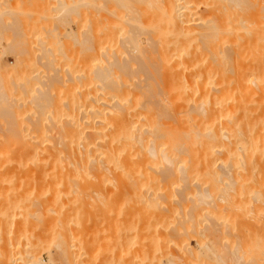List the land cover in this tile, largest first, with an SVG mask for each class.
<instances>
[{"label":"bare ground","instance_id":"6f19581e","mask_svg":"<svg viewBox=\"0 0 264 264\" xmlns=\"http://www.w3.org/2000/svg\"><path fill=\"white\" fill-rule=\"evenodd\" d=\"M6 1L7 0H5V2ZM20 1L21 0H17V3L19 2L18 4H20ZM22 1H21L22 5L26 1H28L27 3L30 2V4L24 3L25 4L24 9L26 5L32 6V8L29 7L28 9H30L29 11L35 13L36 10L38 13L40 12L48 13L50 12L49 9H51V11L57 14L56 16H60V18L62 16H65L66 18L67 16L65 14L68 15L70 13H72L70 15L75 14L76 16H78L77 18H75L76 20L74 23L76 26L75 30H77V32L75 31V33H78V35L81 34L82 39L80 38L78 41V36L76 34L74 36L75 37L77 36L75 38V41L77 39L78 43L76 42V44L83 46L85 48V52H86L85 69L82 73L80 72L82 75L77 71L76 73L72 71L68 72L70 74L69 79L70 80L73 79V81L75 80L72 83L75 82L76 83L73 84L74 86L73 90L75 94L72 93L73 97H71L72 98L71 101L69 99L66 100L67 101L66 106L68 109L71 110L72 102L75 101V103H77L82 99L83 100L82 104L84 106V113H86L88 116H86L87 118L86 126H84V128L81 131L79 132L74 131L75 133L70 132L74 134V137H76V139L74 140V138L71 137L72 134H70L69 136L71 138H68V140L70 139L69 142L67 141L68 145H65V141H62V143L57 146L59 148L46 149L39 146L29 145L31 144L30 142H24L22 137L19 136L18 132L20 131L16 132L18 133L17 134L18 136L15 135V132H11L10 134H12L13 142L19 140L18 147L15 148L14 146V148H12L13 150L12 149L10 150L8 147L13 146L14 143L10 144L12 140L9 142L7 141L10 145L7 143L8 146L4 145L5 147L1 146L0 148H3L4 150H7L6 148H8L9 151L8 150L4 151L3 149L2 151H0V162L1 163L4 162L10 165L13 163H18L17 166L20 163L23 166V167L21 166L23 169H26V167L29 166L30 168H32V170L29 167L27 168V170L30 172L29 177L32 179L33 177L38 176L35 174H39V177H35L39 179V180L37 179V181L41 180L40 173L38 172H43L45 167L48 168L46 170L47 172L45 175L41 174L43 175L42 178L43 180L49 175H52L51 172L54 171L55 172L54 177H56L55 175L58 176V174H56L57 172L61 176V178L60 176H58L60 179H62L63 177L64 181L65 179L66 181H68V182L65 181V183L66 185L68 183L67 186H69L70 188L67 187L66 191L64 190L65 184L63 183L62 180L61 181L58 180L60 181V183L62 182L60 185H57L59 183L54 181L55 183H57L55 184V186L57 185L58 187L53 186L52 189L57 188L56 190H59L58 195L60 190L62 191V193L63 192L64 193L63 194L60 193L62 198H60L61 196L54 195L53 202H51L52 201L51 199L53 197L51 196L52 197L51 198L50 194L52 195V193L55 191L51 190L50 188L48 190H51L53 192L50 191L46 192L47 195H45L46 194L44 192L46 191L44 189L45 186L43 187L41 185L42 188L44 189V191L42 192L45 194L42 198H39L41 197L42 192L39 194L38 197L37 195L38 193L36 190V195L34 196L33 194L34 196L33 201L34 200L36 201V197L37 200L39 201L40 199L41 200L44 198L46 199V197L48 196L46 200L48 203L46 202L45 204L43 200L42 201L40 200L41 202L40 208L49 206L50 202L51 205L52 203H54L53 205L56 206L59 200L61 203L62 202L61 200L65 199L64 197H67L68 199V200L66 199L67 201L70 200V198L68 197H72V201L71 202L69 201L70 203H72L73 200L76 199V204H77L78 201L82 200V199L79 200L80 198L85 197L86 200V197L88 196L87 198L89 201L94 200L95 202L97 203L99 202L100 204L101 201H99L98 199L95 200L97 196V198L100 197V200L102 198L101 203H103V201L105 200L104 197L101 195L103 194L102 190L104 187L103 185L104 182L102 184L103 186L101 187V184L98 182V180L103 181L102 178H104L105 183L106 182L109 183V186H112L113 188V190L112 188H107L111 190V191L109 190V192L107 191L108 192L107 194L110 195V198H112L114 202H117L118 205H121L125 209H127V210L123 209V212L125 213V216L127 215V217L117 218L116 222L119 224L118 226L122 228V226L125 227L127 225L126 227H128V225H131L133 227V223L134 225L136 223L135 219L136 221L137 219H143L141 223H139L140 220L137 221L139 224H142L141 225L142 227L139 224L138 225L141 228L144 227L143 228V230L145 229L144 231L147 232L148 230V233L146 234L149 235L147 237V241L150 239L151 244L150 245L148 244V246L146 245L144 246L141 245L140 243L141 247H139V249L138 248L136 249L138 250L136 251L138 254L136 253L135 254L136 257L135 256L133 257H135L136 259L138 258L137 255L140 256L138 259H140L141 257H145V258L147 257L149 258V262H148L149 264H171L175 259L178 261H182V264H204L200 257L202 253H199V250H196L195 247H194L195 250L191 248L195 252H193V250L189 248L188 238L191 235H194L195 238L199 237V239L197 238L196 239L201 241L200 244H202V242L205 239H210V240H206L209 242L213 239L214 230L216 227L215 225L218 219L216 221L213 218L214 213L212 214L211 210L209 209L212 208V205L214 207L216 202L215 200L217 198H220L219 195L218 197H216L217 192L216 194L214 193L215 191H218V189H220L216 185H218L219 182L221 183V179L223 178L228 179L233 177V171L234 170L236 171L237 169L239 170L240 168L241 169L239 171L244 172L243 170H245V174L246 172L248 173L247 176L251 173L254 174L256 171L264 172V0H70L71 4H68L69 2L67 3L65 0H58V1L56 0L58 4L56 3L55 7H51L49 9H48V3L47 4L42 3L40 0H25L23 2ZM70 5L72 6L67 7ZM78 8H81L82 10L80 9L81 11L80 12L78 11V13H76ZM28 9H26L25 11H27ZM29 11L27 14H29ZM79 13L80 16L78 15ZM81 19L82 22L80 21ZM14 21L16 23L17 20ZM32 21L33 19H31V21L29 22L32 23ZM60 21L63 22V19ZM71 21L73 22L74 20ZM65 22L67 21L65 20ZM13 23H12V27L13 26L15 27V23L14 25ZM20 23L21 25H23L22 21ZM23 23L26 24L25 21ZM31 23H30V27H33V23L32 26ZM19 25L20 24H18V26ZM5 26L8 27V24ZM25 26H27L26 28L29 29L28 28L29 25H25ZM81 26H83V28H81ZM39 27L36 28L38 29ZM15 28L18 27L16 26ZM23 28L24 27L20 29ZM36 28L35 30L34 29L33 30L37 31ZM54 28L57 30L56 27ZM29 31L31 32V28ZM45 31L47 30L45 29ZM55 37L57 38V36ZM54 38H52V40H54ZM43 47L44 46H42L41 49L43 50L44 48L46 49V47L44 48ZM23 58L25 57H22L21 59L19 58L18 60L20 61L18 62L19 63L22 62L23 66L21 65V68L22 67L24 68L21 69L19 64L18 65L19 67L16 70H12L11 68L8 69L9 72L7 73L8 71L7 70L5 72V74L7 73L6 75L3 73L2 70L1 72L3 73V77L2 78L0 77L1 81H3L2 79H5L7 75L10 76L9 73H11V76L13 75V77L14 76L18 77V80L17 79L15 80L19 82L20 80L19 78L22 77L19 75L20 74L19 68L21 71L22 70L27 71L29 69L27 62L28 60L26 58L22 60ZM77 73L82 77L77 75ZM13 77L11 78L14 79L15 77L14 78ZM80 78L83 79L82 82H80ZM12 79H11V83L13 82ZM67 82H69V80ZM2 86L7 87L8 85L7 86L2 85ZM2 86H0V102H2L3 104V101H5L4 103H7L8 99L4 97L6 95H2L3 92L1 91V89L2 90L6 89L3 88ZM22 87L23 88H21V90H23L25 94L30 91L29 89H31L29 88L30 86L27 85H24ZM44 89L43 90L42 89L40 90V88L37 89L38 91H40V93L37 91L39 96L38 99L36 98L37 99V101L35 102L36 106L33 105L36 108H42L45 106L46 102L50 101L49 100L50 98H48V94L50 93H48V90H46L47 88L45 90ZM79 89L81 93H78L80 91L76 92ZM141 94H142V98H141L142 102L139 103V106L140 108H145V113H143L140 110H135L136 102L138 101ZM5 98L7 99V101ZM5 107L0 108L1 109L0 115L2 116V114H5L6 111H7L6 114L11 115L12 112L10 113L8 108ZM13 107L14 106H12V108ZM62 110L63 111L61 112L60 109V114L64 113V111H66L67 113L70 112L67 109L66 110L62 109ZM11 116H10V120H12ZM57 118H59V116ZM71 118H72L71 120H74L73 117ZM7 119L8 118H6V121ZM172 123L182 124L179 126L178 131L176 133H171L169 131V126ZM15 125L16 124L14 123L13 126ZM80 128L81 127L79 126L78 130ZM134 128L136 130L133 132L132 130ZM85 129L86 132L84 131ZM13 134L15 135L14 138L16 137L18 138V139L16 138L15 141L13 138ZM169 135L171 136L172 142L167 139ZM8 137L11 138L10 135H8L6 138ZM174 137L175 139H173ZM39 139L40 141L43 140L42 137H40ZM71 139H73L74 142ZM76 140H78V142L75 143ZM16 144L17 142L15 143V145ZM248 150H252L251 154L253 155L254 153H256V151H258L259 154L261 152V154L257 155L256 153L255 156L257 155V158L255 157L254 160H249L248 162L246 161L247 159H249L246 156L248 155L246 154ZM253 151L255 152L253 153ZM217 154L219 155L221 154L222 156L220 157H222V159L219 156L216 157ZM251 154H249L248 156H251ZM217 161L218 163L221 162L222 164L218 165ZM5 166L6 165L4 164V169H6ZM7 166L9 167V165ZM0 167L2 166L0 165ZM13 167H15V165H13ZM18 167L20 168V166ZM235 167L237 168L235 169ZM33 168H34V172H33ZM51 168L53 169L52 171ZM0 169L1 171L3 170V168ZM9 169L10 168L7 169L8 172ZM10 171L12 170L10 169ZM16 171H18L19 173V171L22 172V169L21 170L18 169ZM29 172L26 173L25 175L29 174ZM3 173L4 172H2V174ZM20 173L18 175L19 176L21 175L20 177H22L23 172L21 174ZM107 174H110L111 177ZM8 176H6V178ZM122 176H125L127 178L121 179ZM249 176L248 178H251V175ZM245 177L243 176V179ZM76 179H78V181H76ZM233 179L235 178L233 177ZM35 180L36 179H34V181ZM43 180H41L40 183H42ZM47 180L50 181L49 177L44 181L46 182V184L48 183L50 184V182L49 181L47 182ZM200 180H202L203 184H206L207 186L203 187L202 185H200ZM238 180H242V179H238ZM44 181L43 183H45ZM93 181H96L97 183H94ZM235 181L236 180H234V182ZM70 182L71 185L73 184L72 186L76 184L75 185L76 187H74V189L69 184ZM78 182H82L83 184L79 187ZM38 183L39 182H37L36 184L39 186L40 183L39 184ZM146 183L151 185V188L147 193L144 191L141 192L137 190L141 185H144ZM62 184L63 186L61 187ZM230 184H233V182ZM175 186H176L175 188L176 194H174L175 195L174 199L171 201L166 200L165 194L168 191V188L169 187L172 188ZM59 187L62 189H59ZM240 187H243V185L242 186L240 185ZM233 188H235L234 185ZM107 189L104 188L105 191ZM255 190H253V192ZM38 192H40V189L38 190ZM90 193H95V197H94L95 199H92ZM237 193L239 195L241 192L237 191ZM224 194L226 195V192ZM241 194L239 196H243ZM257 194L259 193H256V195ZM9 195L7 194L8 197ZM31 196L32 194L30 195V197ZM243 197H245V195ZM187 200H190V204L187 206L189 209L184 210L183 205ZM258 200H260V201L256 200V203L258 202L259 204L260 202L259 204L260 207L258 208V210L261 211L260 214L262 218H264V194H263V199L262 200L258 199ZM35 201L34 203L37 202ZM242 201L245 202V200ZM83 202L86 203L87 201L85 202L83 200ZM34 203L33 205H35V208H37L36 204ZM42 203L44 204L43 206ZM63 203H65V205ZM235 203L238 204V202ZM39 204L40 203L37 202L38 207ZM66 204L68 205V202H64L63 200L61 207L62 209L60 208L61 205L58 206L60 212L57 211L56 213V211L54 210L55 207H52L53 205L49 206V211H48L49 213H52L50 214V218L55 212L56 215H54V219L51 218L52 220L55 221V223L56 221L58 222V220H55L57 218L56 216H59L60 222H58L59 226L57 223L58 229L55 228L56 230H58V232L56 231L57 233H55L56 234L55 236L58 239L56 241H59L60 244L59 249L56 248L59 250L60 253L59 255L62 256V257L60 256L62 258V259L60 258V260L64 261L66 258L65 261H67V264H92L94 261L92 262L91 260L94 259L93 255L95 253L91 252L93 255L90 256L88 255L87 253L88 243L86 242L87 243L86 244L85 242H83V238L85 234H79V233L75 234V235L79 234L78 237H76L78 238L76 240L77 243L74 246L72 245L70 246L69 244L71 243L69 242L68 244V241L71 240H69V237H66L67 230L65 231V228H68V225L66 227H62L61 225V227L64 230H62V228L60 227V224L68 223V222H64V220L66 219L69 220L67 217L69 216V212H71L72 210H76V206H74L75 209H72L71 211L67 210L69 212L65 210V213L67 212L66 213L67 216L65 214H64L65 216H63L61 213H64L63 212L65 208L64 206H67ZM99 204L97 206H99ZM128 204L130 206L126 208ZM239 204L242 207L245 206L242 205L241 203ZM7 205L9 204L7 203ZM72 205L74 204H69L67 208L71 209ZM78 205L83 206L82 204L80 205V203ZM78 205H77V209H81L80 207L78 208ZM30 206L31 208L34 207L32 206V204ZM88 206L91 207V204L89 203V205L83 206L87 208L88 213H86L87 211L84 212L86 208L85 209L83 208L84 210L83 209L82 210H83V215L87 214L90 220L91 218L90 213L92 211L89 213L90 208H88ZM101 206L102 205L100 204L99 207ZM240 206L237 207L238 208L237 210L241 208ZM250 206L253 207L251 204ZM16 207L14 209L18 208ZM118 207L119 206H117V208ZM35 208L33 210H36V212L37 209L39 211L43 210V208L41 210L40 208L37 209ZM51 208H53V210ZM95 208L96 210L102 211L100 210V208L99 209L97 207ZM46 209L48 210V207H46L44 210L46 211ZM147 209L148 211L152 209V211L146 213L145 215L144 212L145 210L147 211ZM243 209H240V211H242ZM20 210L22 211V209ZM24 210L26 212L25 213L26 215L20 212L22 217L23 216L28 217V215L33 212V210L31 212L30 209L29 210L30 212L28 213V208L26 211L25 206H24ZM117 212L119 215L120 212L123 213L122 210ZM253 212L255 213L256 211ZM44 213L46 214L47 212L42 211L41 213L39 212L35 213L34 211V214L36 215H34L33 213L32 214L33 216H37V217L41 216L42 218H44L45 217ZM72 213L74 214V212H71V216L72 218H74ZM98 213L99 216H101L100 212ZM5 215L7 216V214ZM79 215L77 216L79 217ZM141 215L142 217H140ZM143 215H145L146 217L144 218ZM228 215L229 213L227 214V217H229ZM6 216H4L3 214L2 216L3 219L0 218L1 220L0 226H3L2 222L4 220V217ZM9 216L10 215H8L7 217ZM135 216L137 218H135ZM11 217L13 216L11 215ZM41 217L37 219L38 220L40 219L41 221L42 219ZM47 217L49 216H46V218ZM78 217L77 219L80 218ZM24 218L25 217H23V221H19V222L23 223L25 221ZM62 219H64L63 223H61ZM75 219L76 218H74V220ZM103 219H105V217ZM169 219H172L173 221L172 223L175 225L176 223H174V220L176 219L175 222L178 223L177 225H179L182 231L181 230L179 231V229L178 230L176 229L177 231H175V228L173 226L172 227L174 229H169L170 228L169 225H172L169 222ZM45 220L46 219H44L43 222L42 219L41 222H43L44 224L46 223ZM89 220L87 222H89ZM99 220L100 219H98V222H101V220L100 221ZM260 220L262 221L264 219L260 218ZM16 222L17 221H15L14 223ZM12 223L10 225H12ZM25 223L27 224L26 221L24 222V224ZM78 223L81 224L79 225ZM78 223L77 224L79 226L81 225L84 226L82 222L78 221ZM165 223L166 225L168 224V226L164 225ZM202 223L204 224L202 225ZM9 224L8 225L5 224V225L9 228L10 227ZM18 224L21 226L20 223ZM34 224H36L35 226H37V224L39 225V221L38 222L35 221ZM258 224L257 226H259ZM241 225L243 224L241 223ZM15 226L17 227V224ZM20 226L18 229L13 225V227L17 229L16 231H19L21 229ZM201 226L204 227L202 228ZM23 227L26 226L23 225ZM167 227H169L168 228L169 230L167 229ZM4 228L3 230H5ZM14 228L13 229L11 228V231L8 229L6 233L3 232L4 236L2 235V233L0 234V264H14L15 260H20V257L23 256V255L21 256L19 255L20 257L19 256L18 258L16 257L17 259L14 258L16 255L13 253V250H16V248H20L19 244L21 243V242L19 244L18 242L15 243L16 232ZM43 228H45V226ZM82 228L83 227L81 226L80 229ZM36 230H32V231L34 232ZM40 231H42V229ZM178 231L180 232L179 234L182 233V241L180 239V235L178 236ZM23 232L24 230H21V232L19 231L18 235H23ZM83 232L85 233V231ZM141 232L143 233V231ZM170 232L172 234L175 233L173 234V236L174 237L177 236V238L179 237L180 239V241L178 239L176 240H178V243H180L178 246L179 249H182L181 250L182 257L181 256L179 257L173 252L174 248L173 250L169 249L162 255L160 254L161 256L158 255L159 257L156 256L157 254L155 251H157L158 249L157 250L155 249L158 246L164 244L166 248L169 244L173 243L172 239L175 238L170 237L171 235ZM225 235L228 236L231 234L228 235L225 234ZM127 236H128L127 233H124V235L118 234L117 236L118 238L115 237L114 238L117 239L116 242L120 243L121 245L123 244H126V246L133 245L134 239H132L133 241L131 242L130 240L131 238L127 239ZM245 237L242 236V238L246 240ZM251 237L249 238L248 236L249 239H247V242H249L248 240L252 239L251 244H253L254 236L253 238ZM76 238L74 237L72 238V240H75ZM236 239L238 240V238ZM25 241H27V239ZM76 241H74V243ZM206 241L205 243H207ZM215 241H214V245H215ZM247 242L245 241L246 244ZM110 245L111 244H109V247ZM229 245L227 243V247H225L227 249L226 252L224 251L225 248H223L224 254H222L223 252L219 251V253L222 254L221 256L225 258V259L222 258L224 259L225 263L228 261L229 262L235 261L236 264H240V263L245 264V262L244 263L240 262L241 255L238 256L237 254L236 256L235 255L236 253L232 251L234 247H237V244H235V246L231 250H230L231 245L230 246ZM178 246L175 245V247H177L176 249H178ZM114 247L117 246L113 245L112 247L113 251L115 250ZM240 247H237L236 249ZM71 248H73L74 251L69 250ZM165 248H163L164 251ZM246 248H249V246ZM98 249L101 250L100 247ZM206 249L208 250L207 247ZM251 249L252 248L248 249V253H250L249 251ZM96 251L97 249L95 250V252ZM102 251L103 249L101 250V252ZM207 252L211 256H213L215 261H219L218 259L220 258L218 257L219 256L218 254H215L211 250ZM207 252L206 253L204 252L206 256L208 254ZM106 253H108V251ZM127 253H129V251ZM194 253L197 255L199 253V255L195 256ZM113 254H115V252ZM24 255L25 258L26 255L27 257H29V261L30 259L33 258V261L32 260H31L32 262L30 261L32 264H43L40 259L38 258L35 259V257H32L33 254L32 256L30 254L31 257L29 256L28 252ZM23 257L21 259H24ZM113 257L115 256L113 255ZM242 257L244 256L242 255ZM88 258L89 259L91 258V260L89 261ZM112 259L114 258L111 257V260ZM115 260L116 259H114V261ZM134 260L132 261L135 262L136 260L135 261ZM205 260H207V258L204 259V262ZM26 261H28V259ZM26 261L24 262L23 260L22 264H25ZM132 261L131 262L129 261V263L124 262V264L137 263V262L132 263ZM207 261L205 262V264L207 263ZM110 262L112 263V261ZM142 262L140 261V264ZM209 263L212 264L213 261L212 262L209 261L208 264ZM50 264L52 263L50 262Z\"/></svg>","mask_w":264,"mask_h":264},{"label":"rangeland","instance_id":"374dc122","mask_svg":"<svg viewBox=\"0 0 264 264\" xmlns=\"http://www.w3.org/2000/svg\"><path fill=\"white\" fill-rule=\"evenodd\" d=\"M16 1V2H15ZM22 1V0H21ZM21 1H20V4H18L17 3V0H7L6 2H5V0L3 1V0H0V20H1V22H0V75H1V71L3 70V73L5 74V72L8 70V69H12V70H16V69H18V65L20 64V68H21V65L23 66V64H22V62L21 63H19L18 61H20V60H18L19 58L21 59L22 57H25L28 61V66H29V69L26 71L25 69V71H21L20 70V68H19V71H20V76H22V77H20L19 79V82L17 81L18 80V77H13V75L11 76V73H9L10 74V76L11 77H13L14 79H12L9 75H7L6 76V78H5V76H4V78L5 79H2L3 81H1V79H0V83H1V85L0 86H2V85H8L7 87H5V86H2L3 88H6V89H1V91L3 92L2 93V95H6V96H4V97H6L7 99H8V101H7V99H6V101H7V103H4L5 101H3V104H2V102H0V108L1 107H5L6 105V107L8 108V110H9V112L11 113L12 112V116L10 115V114H6V112H5V114H2V118L0 117V147L1 146H4V145H7V143L9 142V141H11L12 140V134H10L11 132H15V135L16 136H18L17 134L19 133V136H21L22 137V139H23V141L24 142H30L31 144H29V145H34V146H39V147H43V148H59V147H57L59 144H61L62 143V141H65V145H68L67 144V141L69 142V140H68V138H74V140L76 139V137H74V134H72V133H70V132H74V131H81L83 128H84V126H86V116H88L86 113H84V106H83V104H82V102H83V100L81 99L80 101H78L77 103H75V101L74 102H72V109L70 110V109H68L67 108V106H66V100H72V98L71 97H73V94L72 93H74V90H73V84H75V83H72V82H74L73 81V79L72 80H70L69 78H70V74L68 73V72H70V71H72V72H74V73H76V71L77 72H83L84 71V69H85V55H86V52H85V48L83 47V46H80V45H78V44H76V42H77V39H76V41H75V38L78 36V41H79V39L82 37L81 36V34L80 35H78V33H75V31L77 32V30H75L76 29V26H75V18H77L78 16H76L75 14H73V15H70V14H72V13H70V14H65L67 17L65 18V16H62L61 18L63 19V22L62 21H60V20H62L61 18H60V16H56L57 14H55L53 11H51V9H49V8H51V7H55V5H56V0H40L42 3H48V9H49V11L50 12H40V13H38L37 12V10H36V13L35 12H32V11H29L30 9H28L29 7L30 8H32V6H29V5H26L25 6V9H24V5L25 4H30V2L29 3H27L28 1H26V2H24L23 3V5H22V3H21ZM23 1H25V0H23ZM22 1V2H23ZM45 1V2H44ZM53 1V2H52ZM55 1V2H54ZM58 1V0H57ZM68 4H71L70 3V0L68 1V0H65ZM50 2H52V3H50ZM40 3V2H39ZM55 3V4H54ZM2 4V5H1ZM14 4H16V5H14ZM58 4V3H57ZM14 5V6H13ZM20 7H19V6ZM50 5V6H49ZM4 6V7H3ZM28 6V7H27ZM72 5H70V6H67V7H71ZM3 7V8H2ZM20 8V10H19V8ZM22 8V9H21ZM15 9H17V10H15ZM26 9H28L27 11H25ZM81 8H78V10H77V12L76 13H78V11L80 12L81 10H80ZM22 10H24V11H22ZM33 10V9H32ZM28 11H29V14H27L28 13ZM34 11V10H33ZM34 13V14H33ZM75 13V12H74ZM39 14V15H38ZM50 14V15H49ZM75 15V16H74ZM79 16H80V13L78 14ZM56 16V17H55ZM71 17V20H74L73 22L70 20V17ZM38 17V18H37ZM57 17H58V19H57ZM29 18V19H28ZM36 18H37V20H36ZM50 18V19H49ZM26 19H28V20H26ZM31 19H33V21H32V23H33V27H39L38 29L36 28V30L37 31H34L35 30V28H33V27H30V23L31 22H29V21H31ZM43 19V20H42ZM80 19V18H79ZM14 20H17L16 21V23H15V21ZM35 20V21H34ZM58 20V21H57ZM65 20L67 21V22H65ZM22 21V24L23 25H21V22ZM25 21V23L26 24H24L23 22ZM37 21H39V22H37ZM69 21H70V23H69ZM81 22H82V19L80 20ZM15 23V27L17 26L18 28H15L14 26L12 27V23ZM28 22V23H27ZM5 23V24H4ZM14 23H13V25H14ZM32 23H31V26H32ZM36 23H38V24H36ZM54 23H55V25H57V26H55L54 25ZM57 23V24H56ZM8 24V27H6L5 25H7ZM17 24V25H16ZM18 24H20L19 26H18ZM34 24H35V26H34ZM42 24V25H41ZM60 26H59V25ZM63 24V25H62ZM67 24V25H66ZM82 24V23H81ZM10 25H11V27H10ZM25 25H29V29H27L26 27L27 26H25ZM50 25V26H49ZM53 25H54V27H56L57 28V30L53 27ZM64 27H62V26ZM66 25V26H65ZM6 28H5V27ZM10 27V28H9ZM22 28V27H24L23 29H20V28ZM61 27V28H60ZM15 28V29H14ZM30 28H31V32L29 31L30 30ZM81 28H83V26H81ZM17 29V30H16ZM19 29V30H18ZM26 31H25V30ZM34 29V30H33ZM45 29L47 30V31H45ZM33 30V31H32ZM28 31H29V33H28ZM47 32V33H46ZM52 32H54V33H52ZM58 33V34H57ZM73 34V35H72ZM77 35L76 37L74 36V35ZM26 35V36H25ZM53 35V36H52ZM69 35V36H68ZM51 36H52V38H54L55 36H57V38L55 37L54 38V40H52V38H51ZM66 36H67V38H66ZM73 36V37H72ZM2 39V40H1ZM82 39V38H81ZM81 41V40H80ZM78 43V42H77ZM42 46H44V47H46V49L44 48V50L46 51H44L43 49H41L42 48ZM43 50V51H42ZM45 53H47V54H45ZM21 56V57H20ZM46 56V57H45ZM48 56V57H47ZM25 58H23L22 60H24ZM7 68V69H6ZM24 67H22L21 69H23ZM6 69V70H5ZM9 72V70L7 71V73ZM22 72H23V74H22ZM3 73H2V75L0 76L1 78L3 77ZM6 73V74H7ZM80 73V74H81ZM5 74V75H6ZM77 75H79L78 73H77ZM82 75V74H81ZM81 75H79V76H81ZM56 76V77H55ZM82 77V76H81ZM11 79L13 80V82L11 83ZM15 79H17V80H15ZM4 80H6V81H4ZM21 80H23V81H21ZM69 80V82H67ZM17 83H16V82ZM20 81H21V83H20ZM71 81V82H70ZM83 81V79L82 78H80V82H82ZM5 82V83H4ZM4 83V84H3ZM7 83V84H6ZM9 83V84H8ZM15 85H14V84ZM23 83H24V85H27V86H30L29 88H31V89H29L30 91L28 92V93H24L23 92V90H21V88H23L22 86H24L23 85ZM44 83H45V85H44ZM17 85V86H16ZM47 85V86H46ZM80 85V84H79ZM21 86V87H20ZM44 87H45V89L46 90H48V93H50V94H48V98H50L49 100L50 101H48V102H46V104H45V106L44 107H42V108H36V107H34V106H36L35 105V102L37 101V99H38V96H39V94L37 93V89H39L40 88V90L42 89H44ZM66 87V88H65ZM49 88V89H48ZM10 89V90H9ZM44 89V90H45ZM78 91H80V89L79 90H77L76 92H78ZM35 92V93H34ZM39 93H40V91H38ZM32 93H33V95H32ZM78 93H81V91L80 92H78ZM77 93V94H78ZM38 94V95H37ZM75 94V93H74ZM32 96H35V97H32ZM37 96V97H36ZM50 96V97H49ZM70 96V97H69ZM32 97V98H31ZM35 98V99H34ZM37 98V99H36ZM141 98H142V94L140 95V97H139V99H138V101L136 102V107H135V110H140V111H142L143 113H145V108H140V106H139V103H141L142 101H141ZM13 100H14V102H13ZM31 100V101H30ZM2 101V100H1ZM25 102V103H24ZM28 102V103H27ZM65 103V104H64ZM12 104V105H11ZM34 105V106H33ZM12 106H14L13 108H12ZM28 106V107H27ZM5 107V108H6ZM60 109H61V112L63 111L62 109H67L68 111H70V112H66V111H64V113H61L60 114ZM1 110V109H0ZM12 110V111H11ZM8 112V113H9ZM15 114H14V113ZM17 112V113H16ZM66 112V113H65ZM86 112V111H85ZM6 115H9V116H6ZM17 115V116H16ZM10 116H11V118H12V120H10ZM16 116V117H15ZM59 116V118H57ZM4 117H6V118H8L7 119V121L10 123H8L7 121H6V118H4ZM71 117H73V119L74 120H71L72 118ZM14 118H16V119H14ZM141 118H143V117H141ZM3 119V120H2ZM14 119V120H13ZM12 121V122H11ZM16 124L15 126H13L14 125V123ZM18 122V123H17ZM6 124V125H5ZM67 124H69V125H67ZM76 125V126H75ZM180 125H182L181 123H172L170 126H169V131L171 132V133H176L177 131H178V128H179V126ZM12 126V127H11ZM81 127L79 130H78V127ZM15 130V131H14ZM136 129L134 128L132 131L134 132ZM17 131H20V132H18V133H16ZM85 132H86V129L84 130ZM9 133V134H8ZM75 133V132H74ZM10 135L11 136V138H6L8 135ZM70 134H72L71 135V137L69 136ZM5 135V136H4ZM14 134H13V138H14V136H15ZM40 137H42V141H40ZM17 138V137H16ZM16 138H14V141H15V139ZM7 139H10V140H7ZM18 139V138H17ZM169 141H171L172 142V140H171V136L169 135L168 136V138H167ZM173 139H175V137L173 138ZM6 140V141H5ZM71 140H73V139H71ZM74 140H73V142H74ZM163 140H165V139H163ZM8 141V142H7ZM19 141V140H18ZM18 141L16 140V142H17V144L15 145V143L16 142H13V140H12V142H10V144H13L14 143V145L13 146H9L8 148L11 150L12 148H14V146H15V148L16 147H18ZM76 142H78V140H76L75 141V143ZM9 144V143H8ZM9 144V145H10ZM20 145V144H19ZM8 146V145H7ZM25 146H28V145H25ZM5 147V146H4ZM8 148H6L8 151H9V149ZM1 150L0 151H2V149L3 148H0ZM115 149H117V148H115ZM4 150V149H3ZM7 150H4V151H7ZM13 150V149H12ZM251 151L252 150H248L247 151V153L246 154H251ZM255 151H253V153H254ZM256 153H257V155H260L261 154V152H260V154H259V152L258 151H256ZM256 153H254V155L253 154H251V156H248V155H246L249 159H247L246 161H248L249 162V160H254L255 159V157L257 158V155L255 156V154ZM253 155V156H252ZM217 156H222L221 154L219 155V154H217L216 155V157ZM245 156V157H246ZM251 157V158H250ZM259 157V156H258ZM221 159H222V157H220ZM218 159V158H217ZM220 161V160H219ZM252 162V161H251ZM1 163V162H0ZM4 164L6 165L5 166V168L6 169H4ZM17 164L18 163H13V164H6V163H4V162H2L0 165L2 166V167H0V168H3V170L1 171V169H0V218L1 219H3V214H4V216H6L5 214H7V216L8 215H10L9 217H7V219H6V217H4V220H3V222H2V224H3V226H0V234L2 233V235L4 236V233L3 232H5L6 233V231H8V229L11 231V228L13 229L14 227H16L15 225L17 224V227L16 228H18L19 229V224L18 223H20L21 224V226H20V232H21V230H24V232H25V234H24V232H23V235H18L19 234V231H16L17 229H15L14 228V230H15V232H16V235H15V237H16V239H15V243H17L18 242V244H19V247L20 248H16V250H13V253L16 255L14 258H18V256L20 255H23V256H19L20 257V260H15V262H14V264L16 263V264H22V261L24 260V262L28 259V261H26V263L28 262L29 264H32L31 262L33 261V258L32 259H30V261H29V257H27V255H26V258H25V255L24 254H26L27 252L29 253V256H30V254H31V256H32V254H33V256L32 257H35V259L36 258H38V259H40L41 260V262L43 263V264H50V262L52 263V264H67V261H65L66 260V258H65V260L63 261V260H60V258L62 257L61 255H59L60 253H59V246H60V244H59V241H56V240H58L57 239V237L55 236L56 234L55 233H57L58 232V230H56L55 228H57L58 229V226H59V223L58 222H60L59 221V216H56L55 218V220H58V222L56 221V223H55V221L54 220H52V219H54V215H56L55 214V212H54V214L51 216V218H50V214H52V213H49L48 211H49V206L51 205V202H53L54 201V195L56 196H61L60 195V193L61 194H63L62 193V191L60 190V192H59V195H58V191L59 190H56L57 188H55V189H52V187L53 186H55V184H57V183H59V184H57V185H60L61 183H60V181L62 180L63 181V183L65 184L64 185V190L66 191V189H67V187H69V186H67L68 185V183H67V185H66V183H65V181H66V179H65V181L63 180L64 178L62 177V179H60L61 178V176H60V174L59 173H57L56 172V174H58V176H60V178L57 176V175H55L56 177H58V178H56V177H54V171L53 172H51L53 169L51 168V174L52 175H49L48 177H49V179H50V181L49 180H47V182L49 181L50 182V184L48 183V184H46V182L44 181L45 179H47L48 177H46L45 178V176H44V180L42 179L43 178V175H41V174H46V170H47V168L45 169L44 168V170H43V172H38V173H40V178H41V180H43L45 183H43V181H42V183H40V181H37V179L38 178H35V177H39V174H35V175H38V176H35V177H33L32 179L29 177L30 176V172L27 170V168L29 167L28 165H26V166H28V167H26V169H23L22 167V165L19 163V165L18 166H20V168L22 169V172H23V176L22 177H20L18 174L21 172V171H19V173H18V171H16V170H21L18 166H17ZM217 164L219 165H221L222 163L220 162V163H218V161H217ZM7 165H9V167L7 166ZM13 165H15V167H16V170H15V167H13ZM217 165V166H218ZM22 166V167H21ZM31 167H33V166H31ZM8 168H10L12 171H10V169H9V172H8ZM13 168V169H12ZM24 168H25V166H24ZM30 168V167H29ZM237 167H235V169H236ZM31 170H32V168H30ZM29 169V170H30ZM50 169V168H49ZM218 169V168H217ZM241 169V168H240ZM239 169V170H240ZM243 169V168H242ZM5 170V171H4ZM7 170V171H6ZM26 170H27V172H26ZM238 169L234 172L233 171V177L235 178V179H233V177H231V178H223V179H221V183L219 182L218 183V185H216V186H218L220 189H218V191H215L214 193L216 194V192H217V194H216V197H218V195H219V197L222 199H220V198H217L215 201V206L213 207V205H212V208H210L209 210H211V213L213 214V218L217 221V219H218V221L216 222V227H215V230H214V236H213V242H212V240L209 242V241H206V240H210V239H203L202 241V244H200V240H197V239H199V237H196L195 238V236L194 235H191L189 238H188V244H189V248L191 249V248H193L194 249V247H195V249L196 250H199V253H202V255H200V257H201V259H202V262L205 264V262L207 261V263L206 264H208V262L209 261H213V263L212 264H224L225 263V261H224V257L223 256H221L222 254H224V251L226 252V248L225 247H227V243H228V245H229V242H230V250L235 246V244H237V247H240V244H241V249L240 248H238V249H236L237 247H234V249H232V251L234 252V253H236L235 255L237 256V254H238V256H240L241 255V261L240 262H242V263H244L245 262V264L246 263H248V264H264V220H260V218L261 219H264V218H262V216H261V211L260 210H258V208L260 207V202H259V204H258V202L256 203V200L257 201H260V200H258V199H263V194H264V172H258V171H254L255 173L253 174V173H251V174H249V175H251V178H248V176H247V172H246V174H245V170H243L244 172H241V171H239ZM15 171H16V173H15ZM24 171H25V173H24ZM55 171H56V169H55ZM2 172H4V173H6V174H2ZM12 172H14V173H12ZM21 172V173H22ZM29 172V174H27V175H25L26 173H28ZM33 172H34V168H33ZM32 172V173H33ZM238 172H240V173H238ZM7 173H8V175H7ZM20 173V174H21ZM49 174V173H48ZM47 174V175H48ZM236 174V175H235ZM238 174V175H237ZM241 174V175H240ZM245 174V175H244ZM253 174V175H252ZM261 176H260V175ZM12 175H15V176H12ZM33 175V174H32ZM31 175V176H32ZM107 175H109L110 176V174H107ZM241 177H240V176ZM258 175V176H257ZM6 176H8L7 178H6ZM42 176V177H41ZM51 176H52V179H51ZM108 176V177H109ZM239 176V177H238ZM243 176L245 177L244 179H243ZM255 176H256V178H255ZM27 177V178H26ZM29 177V178H28ZM111 177V176H110ZM109 177V178H110ZM250 177V176H249ZM17 178H20V179H17ZM26 178V179H25ZM54 178H56V179H54ZM127 177H125V176H122V178L121 179H126ZM13 179V180H12ZM30 179V180H29ZM34 179H36L35 181H34ZM54 179V180H53ZM103 179V181H101V180H98V182L101 184V187L104 185V187H103V190H102V192H103V194L101 195V196H103L104 197V200L105 201H103V203H101L102 202V198H101V200H100V197H98L97 198V196H96V199L94 198L95 197V193H90L91 194V197H92V199H95V200H99V201H101L100 202V204L103 206H101L102 207V209H101V207H99L100 206V204H99V202L97 203V202H95L94 200H91V201H89L88 200V196L86 197V200H85V197H82V198H80L79 200H81V201H78V203L76 204V199H74L73 200V202L72 203H70L71 201H72V197H68V198H70V202L69 201H67L68 199H67V197H64L65 199H62L61 201L63 202V200H64V202H68V205L67 206H64L65 205V203H63L64 205V207L65 208H67L68 206H69V204H74V205H72L71 206V209H69V208H67V209H65L64 207V213H61L63 216H67V212H69V211H67V210H72V209H75L74 208V206H76V210H72L71 212H74V214L72 213V215H73V217L74 218H76L75 220H74V218H72V216H71V212H69V216H71V217H69V216H67L68 217V219L70 220H64V219H62L61 220V223H63V220H64V222H68L67 224L66 223H64V224H60V227H61V225H62V227H66L67 225H68V228H65V231H66V234H67V236L66 237H69V240H71L73 243H74V241H76L78 238H76V237H78V235L79 234H85L84 235V238H83V242H87L86 244H87V246H88V255L90 256V255H93L92 253H95L93 256V260H91V258L89 259V261L91 260L92 262V264H99V263H102V264H112L113 262H115V263H113V264H124V262L125 263H129V261L131 262L132 260H134L135 262H133L132 261V263H138V264H140V261L142 262L143 260H144V258L145 257H141L140 259H138L140 256H138L137 255V259L135 258L136 257V251H138V250H136L137 248L139 249V247H141V245H146V246H148V244L150 245L151 244V242H150V239L147 241V237L149 236V235H146L147 233H148V230H147V232L146 231H144L143 230V228H141L142 226V224H139V223H141L142 222V220L143 219H137V221L138 220H140V222L138 223L137 221H136V219H135V222L137 223V225H136V223H135V225H134V223H133V227L131 226V225H128V227H123L122 226V228L120 227V226H118L119 224L116 222L117 221V218H121V217H127V215L125 216V213L123 212V209L124 210H127V209H125L123 206H121V205H118L117 204V202H114V200L112 199V198H110V195H108L107 193L109 192V190L110 189H107V188H112V186H109V183H105V179L104 178H102ZM238 179H242V180H238ZM250 179V180H249ZM262 179H263V181H262ZM28 180V181H27ZM31 180H32V183H31ZM39 180V179H38ZM57 180V181H56ZM58 180H60V181H58ZM233 180V181H232ZM234 180H236L235 182H234ZM245 180V181H244ZM254 180V181H253ZM34 181V182H33ZM39 182L38 184H39V186L36 184L37 182ZM52 181H53V184H52ZM57 182V183H55V182ZM76 181H78V179H76ZM80 181V180H79ZM92 181V180H91ZM90 181V182H91ZM30 182V183H29ZM66 182H68V181H66ZM94 183H97L96 181H93ZM103 182H104V184H103ZM233 182V184H230V183H232ZM241 182V183H240ZM255 182V183H254ZM263 182V183H262ZM29 183V184H28ZM227 183V184H226ZM240 183V184H239ZM243 183V184H242ZM247 183V184H246ZM3 186H2V185ZM33 184H34V186H33ZM46 184V185H45ZM70 185H71V182L69 183ZM75 184V183H74ZM83 183L82 182H78V186L80 187L81 185H82ZM103 184V185H102ZM32 185V186H31ZM38 186V189H37V186ZM44 187L45 186V190L46 191H44V189L42 188V186ZM47 185H50V186H47ZM56 185V186H57ZM73 185V184H72ZM71 185V187L74 189V187H76L75 185L74 186H72ZM99 185V184H98ZM200 185H202L203 187L204 186H207L206 184H203V181L202 180H200ZM232 185V186H231ZM233 185H234V187L235 188H233ZM240 185L242 186L243 185V187H240ZM20 186V187H19ZM40 186H41V188H40ZM55 186V187H56ZM63 186V184L61 185V187ZM77 186V187H78ZM100 186V185H99ZM106 186V187H105ZM257 186V187H256ZM23 187V188H22ZM32 187V188H31ZM47 187V188H46ZM58 187V186H57ZM100 187V188H101ZM253 187V188H252ZM14 188V189H13ZM34 188V189H33ZM51 188V190H53V191H55V192H53V191H51V190H48V189H50ZM70 188V187H69ZM104 188H106L107 190L105 191L104 190ZM151 188V185L150 184H144V185H141L137 190H139V191H141V192H148L149 191V189ZM176 186L175 187H172V188H168V191L166 192V194H165V199L166 200H169V201H171V200H173L174 199V194H176ZM8 189V190H7ZM40 189V192H38V190ZM59 189H62V188H60L59 187ZM256 189V190H255ZM260 189V190H259ZM3 190V191H2ZM13 190V191H12ZM36 190H37V195H38V197H39V194L42 192V191H44L45 193L46 192H53L52 193V195L50 194V197L52 198H50L52 201L50 202V205L49 206H46V207H48V210L46 209V211L44 210L46 207H41L40 208V205H41V202H40V200L38 201L37 200V197H36V201L38 202V203H40L39 204V207H38V205H37V202L36 203H34V201H33V197L36 195ZM48 190V191H47ZM63 190V191H64ZM112 190H113V188H112ZM179 190V189H178ZM227 190V191H226ZM253 190H255L254 192H253ZM24 191V192H23ZM35 191V192H34ZM108 191V192H107ZM111 191V190H110ZM115 191V190H114ZM237 191L239 192H241L240 194L241 195H245V197H243V196H239L238 195V193H237ZM32 192V193H31ZM226 192V195L224 194ZM234 192V193H233ZM237 194H236V193ZM245 194H244V193ZM22 193V194H21ZM24 193V194H23ZM45 193H41V197H39V198H42L43 196H44V194ZM57 193V194H56ZM106 193V194H105ZM228 193V194H227ZM250 193V194H249ZM256 193H259V194H257L256 195ZM262 193V194H261ZM7 194L9 195V197L7 196ZM32 194V196L30 197V195ZM33 194H34V196H33ZM43 194V195H42ZM215 194H213V195H215ZM235 196H234V195ZM255 196H254V195ZM261 194V195H260ZM21 195H22V197H21ZM45 195H47V193L45 194ZM107 195V196H106ZM221 195V196H220ZM230 195V196H229ZM247 195V196H246ZM249 195V196H248ZM4 196H6V197H4ZM16 196V197H15ZM229 196V197H228ZM239 196V197H238ZM251 196H252V198H251ZM2 197H3V199H2ZM46 197V196H45ZM48 197V196H47ZM47 197H46V199H45V201H44V199H42L43 200V202L46 204V200H47ZM90 197V196H89ZM109 197V198H108ZM233 197H234V200H233ZM241 197H243V198H241ZM9 198V199H8ZM24 198V199H23ZM30 198V199H29ZM32 198V199H31ZM38 198V199H39ZM60 198H62V196L60 197ZM225 198V199H224ZM241 198V199H240ZM250 198V199H249ZM254 198V199H253ZM7 199V200H6ZM29 199V200H28ZM35 199V198H34ZM67 199V200H66ZM220 199V200H219ZM231 201H230V200ZM250 201H249V200ZM9 200V201H8ZM33 201V202H31V201ZM41 200V201H42ZM83 200L86 202V203H84L83 202ZM228 200V201H227ZM234 202H233V201ZM242 200H245V202H243ZM247 200V201H246ZM255 200V201H254ZM10 201H11V203H10ZM23 201H25V202H23ZM30 201V202H29ZM88 201H89V203L91 204V207H89L88 206V208H90L89 209V213H90V220H89V216L87 215V214H85V215H83V210L86 208V207H83V206H87V205H89V203H88ZM5 202V203H4ZM9 204V205H7V203ZM20 202V203H19ZM62 202L60 203V200L57 202V205L55 206V205H53L54 203H52V207H55L54 208V210L56 211V213H57V211H59L60 209H58L59 207V205H61L60 206V208L62 207ZM75 202V203H74ZM82 202V203H81ZM95 204H94V203ZM130 202V201H129ZM208 202H209V200H208ZM232 202V203H231ZM235 202H238V204L237 203H235ZM244 204H243V203ZM254 202H255V204H254ZM19 203V204H18ZM32 204V206H34V207H32L31 208V204ZM33 203L34 204H36V206H37V208H40V210L43 208V212H47L46 214L44 213V218H42L41 216V218L43 219V222H44V219H46L45 220V222L47 223H44L43 224V222H41L42 221V219H41V221H40V219L38 220L37 218H40L39 216L37 217V216H33V214H34V211H35V213H41L42 211H39L37 208H35V205H33ZM48 203V202H47ZM60 203V204H59ZM80 203V205L82 204L83 206H79L78 204ZM88 203V204H87ZM234 203H235V205H234ZM239 203H241L242 205H245L244 207H242V206H240V204ZM17 204V205H16ZM28 204H30V205H28ZM99 204V206H97ZM115 204V205H114ZM117 204V205H116ZM129 204H131V203H129ZM127 205V207L126 208H128V206H130V205ZM190 204V200H187L185 203H184V205H183V209L184 210H186V209H189L187 206ZM213 204H214V202H213ZM230 204H232V205H230ZM236 204H237V207L238 206H240L241 208H239V210H237L238 208L236 207ZM247 204V205H246ZM250 204L253 206V207H251L250 206ZM10 205H11V207H10ZM17 208V209H14L15 207ZM23 205V206H22ZM29 207H28V206ZM44 204L42 203V206H43ZM77 205H78V208L80 207L81 209H77ZM93 205V206H92ZM96 205V206H95ZM235 207H234V206ZM258 205V206H257ZM24 206H25V208H26V211H27V208H28V213L31 211L32 212V210L35 208V209H37V212H36V210H33V214L32 213H30V214H32V215H30V218H29V215H28V217H26V216H23V217H25L24 219H25V221L27 222V224L25 223L24 224V222L23 223H21V222H19V221H23V217H22V215H21V213L22 214H24V215H26L25 213V210H24ZM117 206H119L118 208H117ZM5 207H7V208H5ZM57 207V208H56ZM95 207H97L98 209L100 208V210H102V211H99V210H96V208ZM232 207H234V208H232ZM251 207V208H250ZM2 208H4V209H2ZM84 208V209H83ZM229 208H231V209H229ZM244 208V209H243ZM257 208V209H256ZM13 209H14V211H13ZM20 209H22V211L20 210ZM31 209V210H30ZM52 210H53V208H51ZM57 209V210H56ZM62 209V208H61ZM83 209V210H82ZM111 209V210H110ZM120 209V210H119ZM236 209V210H235ZM240 209H243L242 211H240ZM249 209H251V210H249ZM256 209V210H255ZM2 210V211H1ZM7 211V212H5V211ZM30 210V211H29ZM65 210L67 211L66 213H65ZM80 210V211H79ZM96 210V211H95ZM122 210V212L123 213H121L120 212V215L118 214V212L117 211H121ZM229 210V211H228ZM235 210V211H234ZM245 210H246V212H245ZM249 210V211H248ZM256 211L255 213L253 212V211ZM11 211V212H10ZM62 211V210H61ZM78 211V212H77ZM85 211H87V208L84 210V212ZM100 212V215L101 216H99V213L98 212ZM104 211V212H103ZM150 211H152V209H150ZM150 211H148V209H147V211L145 210V215H146V213H148V212H150ZM228 211V212H227ZM251 211V212H250ZM21 212V213H20ZM53 212V211H52ZM60 212V211H59ZM75 212H76V214H75ZM27 213V214H28ZM86 213H88V211L86 212ZM96 213H98V214H96ZM210 213V214H211ZM229 213V217H227V214ZM241 215H240V214ZM244 213V214H243ZM247 213V214H246ZM49 214V215H48ZM60 214V213H59ZM65 214V215H64ZM79 214H81V215H79ZM94 214V215H93ZM107 216H106V215ZM256 215V217H255V215ZM11 215L13 216V217H11ZM17 215V216H16ZM34 215H36V214H34ZM38 215H40V214H38ZM58 215V214H57ZM75 215V216H74ZM77 215H79V217L77 216ZM119 215V216H118ZM145 215H143L144 216V218L146 217ZM236 215V216H235ZM243 215V216H242ZM247 215V216H246ZM249 215H251V216H249ZM46 216H49V217H47L46 218ZM99 216V217H98ZM136 216H138V215H136ZM135 216V218H137ZM210 216V215H209ZM212 216V215H211ZM220 216V217H219ZM241 216V217H240ZM11 217V218H10ZM35 218V217H37V218H35V219H33V218ZM77 217L79 218V219H77ZM84 217H85V219H84ZM93 217V218H92ZM101 217V218H100ZM105 217V219H103V218ZM140 217H142V215L140 216ZM223 217V218H222ZM229 218V219H227V218ZM245 219H244V218ZM33 220H32V219ZM66 218V217H65ZM107 218V219H106ZM110 218H111V220H110ZM139 218V217H138ZM203 218H205V217H203ZM226 218V219H225ZM252 218V219H251ZM255 218V219H254ZM8 219H10V220H8ZM14 219H15V221H17L16 223H14L15 221H14ZM16 219H18V220H16ZM26 219H28V220H26ZM30 219V220H29ZM37 219V220H36ZM48 219V220H47ZM82 219V220H81ZM89 220V222H87L88 220ZM98 219H100L101 220V222H98ZM103 219V220H102ZM113 219V220H112ZM242 219H244V220H242ZM259 220V222H258V220ZM11 220H13V221H11ZM39 221V225L37 224V226H35L36 224H34L35 223V221ZM99 220V221H100ZM203 220H205V219H203ZM214 220V221H215ZM227 220H228V222H227ZM242 220V221H241ZM1 221V220H0ZM30 221V222H29ZM78 221H80V222H82V224H84V226L83 225H81L83 228H84V230H83V228L82 229H80L81 228V226H79L81 223H78ZM96 221H97V223H96ZM102 221H103V223H102ZM109 221H111V222H109ZM176 221V219L174 220V223H176V225L175 224H173L172 222V219H169V222L172 224V225H169V227H167V229L169 228V229H174L175 228V231H177L178 229H179V231L181 230L182 231V229H180V227H179V225H177L178 223L177 222H175ZM6 222H13L12 223V225H10L9 223H6ZM34 222V223H33ZM41 222V223H40ZM76 222V223H75ZM92 222V223H91ZM167 222V221H166ZM168 222V223H169ZM204 222V221H203ZM244 222V223H243ZM254 222H255V225H254ZM9 224V228L5 225V224ZM30 223V224H29ZM57 223H58V226H57ZM72 223V224H71ZM79 225H78V224ZM96 225H95V224ZM110 223V224H109ZM116 223V224H115ZM169 223V224H170ZM206 223H207V221H206ZM241 223L244 225H241ZM259 225V226H257V224ZM42 224H43V226H42ZM66 224V225H65ZM71 224V225H70ZM102 224V225H101ZM141 226V227H139V225ZM204 223H202V225H203ZM13 225H14V227H13ZM19 225V226H18ZM23 225L24 226H26V227H23ZM63 225H65V226H63ZM89 225V226H88ZM95 225V226H94ZM164 225H166V223L164 224ZM12 226V227H11ZM39 226V227H38ZM40 226H41V228H40ZM45 226V228H43ZM73 226H75V227H73ZM166 226H168V224L166 225ZM174 228H173V227ZM175 226H178V227H175ZM229 226V227H228ZM4 227H6V228H4ZM59 227V228H60ZM61 227V228H62ZM97 227V228H96ZM99 227V228H98ZM202 227V226H201ZM204 227V226H203ZM202 227V228H203ZM232 227V228H231ZM242 227V228H241ZM245 227V228H244ZM254 227V228H253ZM2 228V229H1ZM3 228L5 229V230H3ZM24 228V229H23ZM29 228H30V230H29ZM33 228V229H32ZM39 228H40V230L42 229V231H40L39 230ZM71 228V229H70ZM73 228H75V229H73ZM79 230H78V229ZM103 228V229H102ZM137 228V229H136ZM140 228V229H139ZM234 228V229H233ZM257 228V229H256ZM37 229V230H36ZM168 229V230H169ZM177 229V230H176ZM218 229V230H217ZM232 229V230H231ZM256 229V230H255ZM3 230V231H2ZM13 230V231H14ZM32 230H36V231H32ZM54 230V231H53ZM61 230V229H60ZM62 230H64L63 228H62ZM102 230H104V231H102ZM109 230V231H108ZM130 230V231H129ZM132 230V231H131ZM216 230H217V232H216ZM251 230H252V232H251ZM44 231V232H43ZM57 231V232H56ZM75 231V232H74ZM79 231V232H78ZM83 231H85V233L83 232ZM123 231H124V233H127V235L129 236H127V239L129 238H131L130 240H131V242L133 241L132 239H134V241H133V245H131V246H129V245H127L126 246V244H123V245H121L120 243H118V242H116L117 241V239H115V238H118L117 236H118V234L120 235V234H122V235H124V233H123ZM141 231H143V233L141 232ZM171 231V230H170ZM178 231V236L180 235V239H181V241H182V233L181 234H179L180 232ZM228 231V232H227ZM237 231V232H236ZM18 232V233H17ZM60 232V231H59ZM68 232H69V234H68ZM106 232V233H105ZM131 232V233H130ZM232 232V233H231ZM246 232H247V234H246ZM256 232V233H255ZM77 233H79L78 235H75V234H77ZM102 233V234H101ZM171 233V232H170ZM234 233V234H233ZM242 233V234H241ZM72 234V235H71ZM73 234H74V236H73ZM90 234V235H89ZM173 234H175V233H173ZM173 234L171 233V235H170V237H174L173 236ZM215 234H216V236H215ZM225 234H231V235H228V236H226ZM244 234V235H243ZM245 234H246V237H245ZM250 234V235H249ZM25 235V236H24ZM31 235V236H30ZM33 235V236H32ZM53 235V236H52ZM177 235V234H176ZM218 235V236H217ZM235 237H234V236ZM239 235V236H238ZM251 235H252V237H251ZM73 236V237H72ZM112 236V237H111ZM144 236V237H143ZM194 236V237H193ZM238 236V237H237ZM241 236V237H240ZM242 236H244L245 238H246V240L245 239H243L242 238ZM248 236H249V238L251 237V238H253V236H254V239H253V244H251L252 242V239H250V240H248L249 242H247V239H249L248 238ZM2 237V236H1ZM14 237V236H13ZM12 237V238H13ZM20 237V238H19ZM26 237V238H25ZM45 237V238H44ZM76 238L75 240H72V238ZM81 237H82V235H81ZM87 237V238H86ZM115 237V238H114ZM125 237H126V235H125ZM136 237V238H135ZM224 237V238H223ZM56 238V239H55ZM88 238H89V240H88ZM96 238V239H95ZM112 238V239H111ZM113 238H114V240H113ZM172 238H170V239H172ZM175 239H172V241H173V243H171V244H167L168 246L167 247H169V248H165V246H164V244H161L160 246H158L155 250H157V251H155L156 252V256H161L162 254H164L166 251H168L169 249H172L173 250V248H174V250L176 251H174L173 250V252L176 254V255H178L179 257L181 256L182 257V249H179V244L180 243H178V240L180 241V239H179V237L177 238V236L176 237H174ZM217 238V239H216ZM219 238V239H218ZM236 238H238V240L236 239ZM27 239V241H25ZM32 239V240H31ZM40 239V240H39ZM47 239V240H46ZM55 239V240H54ZM142 239H143V241H142ZM176 239H178V240H176ZM196 239V240H195ZM201 239V238H200ZM229 241H228V240ZM85 240V241H84ZM130 240H128V241H130ZM175 240V241H174ZM195 240V241H194ZM216 240V241H215ZM218 240V241H217ZM71 241H68V244H69V242L71 243V244H69L70 246L72 245V246H74L76 243H77V241L73 244ZM109 241V242H108ZM205 241L207 242V243H205ZM214 241H215V245H214ZM227 241V242H226ZM239 241H240V244H239ZM244 241V242H243ZM245 241L247 242V244L245 243ZM256 241V242H255ZM260 241V242H259ZM23 242V243H22ZM31 242V243H30ZM58 244H57V243ZM111 242V243H110ZM137 242V243H136ZM199 242V243H198ZM238 242V243H237ZM243 242V243H242ZM42 243V244H41ZM44 243V244H43ZM53 243V244H52ZM97 243H100V244H97ZM116 243V244H115ZM140 243H141V245H140ZM195 243H197V244H195ZM205 243V244H204ZM226 243V244H225ZM98 245V247H97V245ZM109 244H111L110 245V247L112 248L113 247V245L114 246H117V247H114L115 248V250L113 251V248H112V251H111V248L109 247ZM136 244V245H135ZM181 244H182V242H181ZM239 244V245H238ZM259 244V245H258ZM26 245V246H25ZM28 245V246H27ZM38 245V246H37ZM48 245H49V247H48ZM58 245V246H57ZM107 245V246H106ZM140 245V246H139ZM175 245L176 246H178V249H176L177 247H175ZM196 245V246H195ZM202 247H201V246ZM205 245V246H204ZM212 245V246H211ZM214 245V246H213ZM249 246V248H246V247H248ZM51 246V247H50ZM57 246V247H56ZM201 248H200V247ZM221 246V247H220ZM228 246V247H229ZM243 246V247H242ZM251 246V247H250ZM254 246V247H253ZM257 246V247H256ZM28 247V248H27ZM101 248V250L103 249V254H102V252H101V250L100 249H98V248ZM103 247V248H102ZM130 247V248H129ZM134 247V248H133ZM204 247H205V249H204ZM206 247L208 248V250L206 249ZM256 247V248H255ZM24 250H23V249ZM27 248V249H26ZM48 250H47V249ZM56 248H58V249H56ZM110 248V249H109ZM128 248V249H127ZM132 248V249H131ZM163 248H165V251H164V249ZM181 248V247H180ZM201 250H200V249ZM211 248H213V249H211ZM223 248H225V250L223 249ZM250 248H254L253 250L251 249L249 252L250 253H248V249H250ZM259 248V249H258ZM261 248V249H260ZM32 249H34V250H32ZM44 249V250H43ZM61 249V248H60ZM97 249V251L95 252V250ZM130 249V250H129ZM193 249H191V250H193ZM194 249V250H195ZM212 251V252H214L215 254H218L219 256V258L220 259H218L219 261H215L214 260V258H213V256H211L207 251H210V250ZM222 249V250H221ZM256 249H257V251H256ZM21 250V251H20ZM69 250H73L74 251V249L73 248H71V249H69ZM108 251V253H106L107 251ZM120 250V251H119ZM193 250V252H195ZM205 250V251H204ZM224 250V251H223ZM27 251V252H26ZM99 251V252H98ZM117 251V252H116ZM129 251V253H127ZM219 251L220 252H223L222 254L221 253H219ZM235 251H237V252H235ZM241 251H242V253H241ZM255 251V252H254ZM61 252V251H60ZM92 252V253H91ZM115 252V254H113V253ZM163 252V253H162ZM197 252V251H196ZM207 252L208 254H207V256H206V254L205 253ZM240 252V253H239ZM247 252V253H246ZM254 253V254H252V253ZM260 252V253H259ZM22 253H24V254H22ZM98 253V254H97ZM109 253H111V254H109ZM133 253V254H132ZM179 253V254H178ZM199 253H198V255H199ZM204 253V254H203ZM244 253V254H243ZM247 255H246V254ZM101 254V255H100ZM131 254V255H130ZM138 254V253H137ZM161 254V255H160ZM252 255V257H251V255ZM256 254V255H255ZM35 255V256H34ZM49 255V256H48ZM87 255V256H88ZM98 255H100V256H98ZM113 255L115 256V257H113ZM119 255V256H118ZM154 255H155V253H154ZM194 255L195 256H198L197 254H195L194 253ZM242 255L245 257H242ZM30 256V257H31ZM36 256H38V257H36ZM61 256V257H60ZM88 256V257H89ZM133 256H135V257H133ZM158 256V257H159ZM210 256V257H209ZM221 256V257H220ZM236 256H235V258H236ZM253 256H255V257H253ZM24 258V259H21V258ZM96 257V258H95ZM111 257L112 258H114V259H116L115 261H114V259H112L111 260ZM122 257V258H121ZM128 257V258H127ZM130 257V258H129ZM199 257V258H200ZM16 258V259H17ZM59 258V259H58ZM119 258V259H118ZM147 258V257H146ZM145 258V260L141 263V264H149L148 262H149V258H147L146 259ZM207 258V260H205V262H204V259H206ZM222 258H224V259H222ZM238 258V257H237ZM242 258H243V260H242ZM250 258H251V260H250ZM255 258V259H254ZM48 259V260H47ZM62 259V258H61ZM110 259V260H109ZM250 261H249V260ZM121 260V261H120ZM253 260V261H252ZM256 260V261H255ZM61 261V262H60ZM98 261V262H97ZM110 261H112V263L110 262ZM119 261V262H118ZM147 261V262H146ZM23 262V263H24ZM64 262V263H63ZM66 262V263H65ZM96 262V263H95ZM104 262V263H103ZM220 262V263H219ZM222 262V263H221ZM233 262V261H232ZM231 261L229 262H226L225 264H236L235 263V261L232 263ZM253 262V263H252ZM25 263V264H26ZM27 263V264H28ZM136 263V264H137ZM171 264H182V261H178V260H174ZM209 264H211V263H209ZM241 264V263H240Z\"/></svg>","mask_w":264,"mask_h":264}]
</instances>
